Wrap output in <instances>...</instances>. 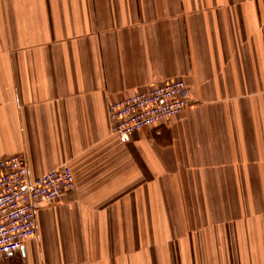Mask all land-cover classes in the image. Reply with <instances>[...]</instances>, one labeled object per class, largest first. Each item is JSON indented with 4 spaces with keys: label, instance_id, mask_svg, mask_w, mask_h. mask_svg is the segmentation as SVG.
Masks as SVG:
<instances>
[{
    "label": "crops",
    "instance_id": "crops-1",
    "mask_svg": "<svg viewBox=\"0 0 264 264\" xmlns=\"http://www.w3.org/2000/svg\"><path fill=\"white\" fill-rule=\"evenodd\" d=\"M189 105L122 143L111 102ZM74 188L0 264H264V0H0V158Z\"/></svg>",
    "mask_w": 264,
    "mask_h": 264
},
{
    "label": "built area",
    "instance_id": "built-area-1",
    "mask_svg": "<svg viewBox=\"0 0 264 264\" xmlns=\"http://www.w3.org/2000/svg\"><path fill=\"white\" fill-rule=\"evenodd\" d=\"M182 80L152 87L111 102L106 112L111 134L125 143L134 132L159 126L189 105ZM75 185L73 172L62 165L30 178L26 161L18 154L0 158V259L14 257L37 235L36 210L51 205Z\"/></svg>",
    "mask_w": 264,
    "mask_h": 264
}]
</instances>
